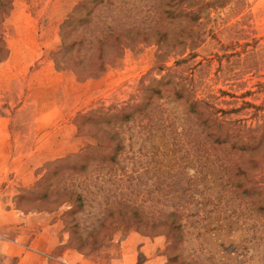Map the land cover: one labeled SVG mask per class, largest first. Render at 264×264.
Wrapping results in <instances>:
<instances>
[{
	"label": "rangeland",
	"instance_id": "1",
	"mask_svg": "<svg viewBox=\"0 0 264 264\" xmlns=\"http://www.w3.org/2000/svg\"><path fill=\"white\" fill-rule=\"evenodd\" d=\"M79 1L13 0L3 24L8 50L14 47L18 34L23 39L24 33L30 32L32 38L23 39L21 43L34 51L33 56L39 62L54 63L53 52L61 45L60 26ZM145 1L154 4L160 0ZM206 1L211 5L198 22L168 23V28L178 31L186 25L197 27V23L202 22L198 29L206 31L195 49L196 56L186 64L195 78V88L190 95L223 110L234 109L228 117L247 127L254 126L259 115H264V0H243L242 4L238 0ZM122 10L116 3L102 5L93 12L90 22L79 29L95 40L111 18L117 19L114 26L122 27L119 21L123 20L120 19ZM157 49L153 43L127 47L119 59L104 67L101 76L90 82L87 93L75 98L74 103H69L70 99L65 101L62 91H58L51 101L50 97L41 100L37 105L40 109L33 111L28 104L25 109L21 108L25 107L26 95L12 96L14 92L0 96L1 113L7 109L20 112L21 127H26L32 137L40 133L36 145L46 148L57 135L60 139L58 152L44 149L12 153V167L6 169V176L23 177L28 185L13 184L12 194H0V264L20 263L21 254L25 253L22 251L30 248L35 237L33 231L27 230L26 219L40 212L52 214L54 222L61 221L60 242L64 238L67 241L62 245L56 239L58 244L50 251L47 264H61L56 258L61 248L92 254L111 242L121 244L131 235L137 237L138 251L134 252L137 264H264V213L256 207L255 201L227 191L224 165L231 157L227 148L221 149L218 155L204 158L202 154L209 143L197 117L187 113L186 103L167 101L169 97L164 100L166 106L175 109L180 119L174 124L177 130L170 133L168 140L164 141L155 133L166 121L154 117L152 110L144 117L146 119L136 117L123 124L106 125L102 139L107 148L116 149L107 142L109 135L122 140L123 148L117 152V160L110 164L94 163L86 173L69 174L63 181H53V187H70L84 197L82 209L74 218H68L70 226L64 217L69 206L42 209L45 206L26 205L23 212L18 208L16 197L11 199L16 191L21 192L38 181L48 158L77 153L102 140L81 134L77 126L75 130L72 126L75 120L67 119L66 108L70 106L73 113L79 111L80 114L100 106L125 104L136 92L141 77L155 66ZM189 52L191 50L183 56ZM183 56L171 57L167 65H173ZM36 59L29 57L26 61ZM44 104L46 108L54 106L52 114L43 110ZM149 118L153 123L145 128ZM175 137H178V146L183 144L181 140L185 141V146L174 152L173 167L168 163L172 162L169 159L175 148L172 139ZM197 153H200L198 157ZM183 154L186 155L181 158ZM21 160L24 167H16ZM37 164L40 166L35 168ZM262 170L264 172V167ZM131 207L138 209L142 222L136 223L129 211ZM172 212L182 216L183 237L169 249L165 222ZM123 213L128 215L123 216ZM153 222L158 224V230H150Z\"/></svg>",
	"mask_w": 264,
	"mask_h": 264
},
{
	"label": "trees",
	"instance_id": "2",
	"mask_svg": "<svg viewBox=\"0 0 264 264\" xmlns=\"http://www.w3.org/2000/svg\"><path fill=\"white\" fill-rule=\"evenodd\" d=\"M12 2L13 0H0V63L8 54L3 24L5 15L13 7ZM108 3L122 6L120 19L123 20H119L122 27L118 24L114 26L117 19L111 18V22L107 21L103 25L105 28L102 29V34L91 40L87 37V32L83 29L80 31L79 28L90 22L97 8ZM238 3L242 4L243 0H238ZM209 5L211 3L206 0H160L154 4L145 0H80L60 26L61 45L53 52V60L57 69L71 70L78 80L85 81L101 76L104 67L119 59L127 47L156 44L158 49L155 66L141 77L137 90L130 99L123 105L100 106L78 114L75 119L78 131L100 140L106 125L123 124L136 117L144 118L152 110L154 117L166 121L165 126L159 127L155 132L165 141L169 139L170 133L174 134L177 130L174 124L180 116L175 109L168 108L164 100L169 97L167 101L184 102L188 105L187 113L197 117L209 143L208 149H204L202 154L204 158L218 155L223 148H227L225 150L231 155L224 165L227 191L255 201L256 207L264 213V115H259L254 126L247 127L237 119L228 117L234 109L223 110L209 101L190 95L195 88V78L186 64L196 56L195 49L206 31L198 29L202 22L197 23V27H194V24L186 25L178 31L168 28V23L176 21L198 22ZM187 50L191 52L183 56ZM176 55L183 57L176 59L173 65H167L170 58ZM154 73L160 76L157 77ZM169 91L172 93H168ZM156 101L160 102L153 107ZM152 123V118H149L144 124L145 128L150 127ZM172 139L175 148L171 152L169 161L172 162L168 163V166L174 167V152L180 147L183 148L185 141L181 140L183 144L178 146V137ZM107 142L116 146V149L111 151L102 139L97 145H88L77 153L48 162L38 181L33 186L21 190L16 196L18 208L26 212V205L45 206L42 209H50L49 206L55 205L69 206L64 212L69 225L68 218H74L84 206V197L70 187H53V181H63L69 174L86 173L94 163H114L117 160V152L123 148L122 140H118L115 135H109ZM199 155L200 153H197V157ZM129 211L136 223L142 222L143 216L137 208L131 207ZM126 214L123 213V216ZM181 219L182 216L178 212L170 213L166 219L169 249L182 240ZM150 228L151 231L158 230V224L153 222Z\"/></svg>",
	"mask_w": 264,
	"mask_h": 264
},
{
	"label": "crops",
	"instance_id": "3",
	"mask_svg": "<svg viewBox=\"0 0 264 264\" xmlns=\"http://www.w3.org/2000/svg\"><path fill=\"white\" fill-rule=\"evenodd\" d=\"M31 38L30 32L24 33L23 39L29 40ZM23 39L20 34L16 36L14 39L15 42H13L14 47H12L10 51L8 50L6 59L0 63V96H9L14 92L16 93L12 96L17 95L23 97L26 95L27 98L24 100L23 104L25 107L21 108L25 109L28 104L30 105L29 107L33 108V111H38L40 109L37 107V105H39L38 103L49 97L51 101V99L59 93L58 91H62L61 95H63L65 101L70 99L69 103H74L75 98L82 97L87 93L89 86L92 84L90 82L97 79L91 78L85 81H80L73 71L68 69H57L55 62H39L36 57L33 56L34 51L31 50V48L25 47L21 43ZM29 57H31V59L34 57L36 60H30L32 62L28 63L26 60L29 59ZM2 102L4 103L6 101ZM46 106V104L42 106L44 107L43 110L46 111L47 114H52L54 106L51 108H46ZM66 112L68 120L71 117L75 120L79 111L73 113L72 108L69 106L66 108ZM19 117H21L20 112H12L10 109H7L2 113L0 112L1 195L12 194L11 189L13 184L17 186L28 185L23 177L11 179L6 176V169H11L12 167V153L28 151L41 152L44 149L58 152L60 149V139H58V135L55 133L53 134L57 135V138L52 139L46 148L41 145H36V143L40 141L38 138L40 133H37L32 137V135L26 130V127H21L20 123H18ZM20 119H22V117ZM49 126H52V124ZM72 126L76 130V124L74 121ZM21 128L24 129L21 130ZM54 159V157H51L48 158V161L50 162V160L52 161ZM39 166L40 164H37L35 165V168ZM16 167H24L22 160L20 163H17ZM2 186H4V188H2ZM19 193L20 191H16L11 196V199L16 197ZM53 220L54 216L48 212H40L34 218L28 216L25 226L27 230L33 231L32 233L35 234V237L30 248L22 251L25 253L24 255L21 254V261L19 264H47L48 257H50V251L53 249L55 250L58 243L62 245L66 244V238L60 242L59 234L63 229L61 221L54 222ZM56 239H58L57 244ZM136 239L137 237L131 235L125 241H122L121 244L116 245L114 242H111V244L105 245L99 251L92 254H81L69 247L61 248V253L56 258L61 264H137V258L134 256V252L138 251ZM109 247H111L110 250L108 249ZM120 247L122 249L121 251L119 250Z\"/></svg>",
	"mask_w": 264,
	"mask_h": 264
}]
</instances>
